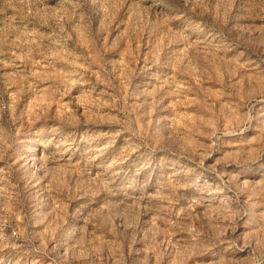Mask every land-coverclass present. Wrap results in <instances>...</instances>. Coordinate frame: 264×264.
I'll return each mask as SVG.
<instances>
[{"label": "rangeland", "instance_id": "obj_1", "mask_svg": "<svg viewBox=\"0 0 264 264\" xmlns=\"http://www.w3.org/2000/svg\"><path fill=\"white\" fill-rule=\"evenodd\" d=\"M0 264H264V0H0Z\"/></svg>", "mask_w": 264, "mask_h": 264}]
</instances>
